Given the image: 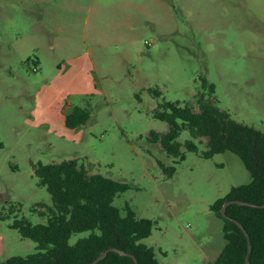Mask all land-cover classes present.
<instances>
[{"label":"rangeland","instance_id":"rangeland-1","mask_svg":"<svg viewBox=\"0 0 264 264\" xmlns=\"http://www.w3.org/2000/svg\"><path fill=\"white\" fill-rule=\"evenodd\" d=\"M204 93L264 134V0H0V264L36 252L13 222L46 224L53 208L37 166L73 159L129 187L113 205L153 221L143 243L160 264H216L210 207L249 172L230 151L204 158L206 138L183 160L150 140L168 131L160 104ZM74 106L89 119L71 130Z\"/></svg>","mask_w":264,"mask_h":264},{"label":"trees","instance_id":"trees-1","mask_svg":"<svg viewBox=\"0 0 264 264\" xmlns=\"http://www.w3.org/2000/svg\"><path fill=\"white\" fill-rule=\"evenodd\" d=\"M202 82L205 88L206 79L202 78ZM209 90L213 94L214 86L209 85ZM154 116L168 124V131L151 132L150 140L159 143L169 156L183 160V146L187 151L197 152L195 142L206 138L204 158L230 151L242 160L251 182L233 187L210 209L222 220L226 241L216 264H244L247 240L236 224L221 216L220 209L228 200L264 204V134L234 120L220 109L215 98L207 99L205 93L197 96L194 104L184 107L179 102L160 104ZM88 119L87 109L74 106L64 116V125L74 130ZM183 131L188 132L189 139L182 145L178 139ZM35 174L39 184L47 188L53 208L49 209L46 224L34 225L25 218L13 222L12 228L23 238L36 242V252L25 257H10L2 264H89L111 247L135 255L138 264H160L153 248L143 243L152 233L153 221L138 218L128 204L125 214L113 205L116 196L129 188L126 184L99 174L91 175L76 159L40 163ZM226 214L239 221L250 236L249 264H264V209L233 204L227 207ZM81 232H89V235L70 245L71 236ZM98 264H134V261L109 252Z\"/></svg>","mask_w":264,"mask_h":264},{"label":"water","instance_id":"water-1","mask_svg":"<svg viewBox=\"0 0 264 264\" xmlns=\"http://www.w3.org/2000/svg\"><path fill=\"white\" fill-rule=\"evenodd\" d=\"M240 205V206H246V207H252V208H257V209H264V204H254V203H250V202H246V201H242V200H228L226 201L221 209H220V213H221V216L224 218V219H227L231 222H233L234 224L237 225V227L242 231V233L244 234L246 240H247V256H246V259H245V262L244 264H249V255L251 253V250H252V246H251V241H250V236L248 234V232L246 231V229L243 227V225L233 219V218H230L227 214H226V209L228 206L230 205ZM109 252H113V253H117V254H120L122 256H127V257H130L133 261H134V264H138V260L137 258L135 257V255L133 254H129V253H126L125 251L117 248V247H111V248H108L106 249L105 251H103L98 257H96L91 263L89 264H98L100 261H102Z\"/></svg>","mask_w":264,"mask_h":264},{"label":"crops","instance_id":"crops-1","mask_svg":"<svg viewBox=\"0 0 264 264\" xmlns=\"http://www.w3.org/2000/svg\"><path fill=\"white\" fill-rule=\"evenodd\" d=\"M70 111H71V109H70ZM70 111H66L65 114H64V116H65L66 114H68ZM63 122H64V117H63Z\"/></svg>","mask_w":264,"mask_h":264},{"label":"built area","instance_id":"built-area-1","mask_svg":"<svg viewBox=\"0 0 264 264\" xmlns=\"http://www.w3.org/2000/svg\"><path fill=\"white\" fill-rule=\"evenodd\" d=\"M33 70L35 71L36 69H35V68H33Z\"/></svg>","mask_w":264,"mask_h":264}]
</instances>
